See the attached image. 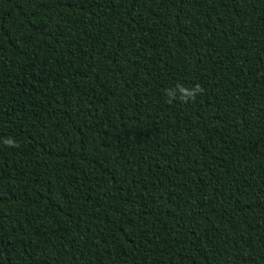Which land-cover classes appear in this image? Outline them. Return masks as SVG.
I'll list each match as a JSON object with an SVG mask.
<instances>
[{
  "label": "trees",
  "instance_id": "obj_1",
  "mask_svg": "<svg viewBox=\"0 0 264 264\" xmlns=\"http://www.w3.org/2000/svg\"><path fill=\"white\" fill-rule=\"evenodd\" d=\"M0 264H264V0H0Z\"/></svg>",
  "mask_w": 264,
  "mask_h": 264
},
{
  "label": "clouds",
  "instance_id": "obj_2",
  "mask_svg": "<svg viewBox=\"0 0 264 264\" xmlns=\"http://www.w3.org/2000/svg\"><path fill=\"white\" fill-rule=\"evenodd\" d=\"M202 91L203 89L199 85L185 87L183 84H177L175 88L166 89L165 95L169 104L175 102L188 103L189 101H194ZM4 143L9 147L16 146V141L13 138L5 139Z\"/></svg>",
  "mask_w": 264,
  "mask_h": 264
}]
</instances>
